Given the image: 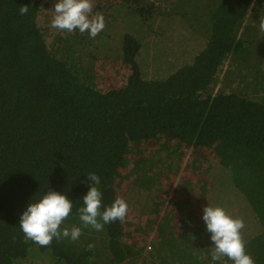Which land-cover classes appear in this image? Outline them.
<instances>
[{"label":"trees","instance_id":"obj_1","mask_svg":"<svg viewBox=\"0 0 264 264\" xmlns=\"http://www.w3.org/2000/svg\"><path fill=\"white\" fill-rule=\"evenodd\" d=\"M152 1H122L138 23L128 17L123 25L128 34L120 59L130 73L123 86L102 91L92 68L71 52L84 42L79 33L70 37L72 44H48L39 25L47 3L0 0V264H131L140 253L125 243L123 223L96 231L83 226L78 209L92 186L89 173L100 176L103 204L111 205L130 144L162 134L188 147L221 144L219 163L258 228L244 238L247 251L255 264H264V37L258 25L264 0L184 1L166 11ZM23 5L29 6L26 15L19 12ZM155 7L164 18L153 28L147 21ZM199 7L202 15L193 12ZM111 10L103 12L107 19ZM251 12L255 17L247 23ZM152 28L165 36L187 31L204 43L175 72L150 79L140 58ZM48 190L73 201L61 227H81L79 240L53 239L47 247L26 240L20 217ZM207 201L221 206L216 197ZM202 217L191 220L201 224L185 221L178 230L161 226L158 264L212 262L214 242ZM216 263L233 264L227 258Z\"/></svg>","mask_w":264,"mask_h":264},{"label":"rangeland","instance_id":"obj_2","mask_svg":"<svg viewBox=\"0 0 264 264\" xmlns=\"http://www.w3.org/2000/svg\"><path fill=\"white\" fill-rule=\"evenodd\" d=\"M43 2L48 5L41 12L39 25L45 30L48 44L60 47L72 44L70 37L79 33L84 42L76 43L71 52L81 65L92 68L96 87L106 91L123 86L130 73L129 66L121 60L124 37L128 34L123 31V25L128 22V17H132L129 20L133 23L136 22L137 16L133 10L125 3L111 8V19L104 16L108 28L91 38L88 33L81 34L78 30L69 33L52 28L53 7L58 0ZM93 4V14L108 12L109 15V10L103 9V0H93ZM259 11V16L264 15V8ZM251 36V39H255L256 33ZM146 39V48L140 60L150 79L169 76L183 63L190 61L204 43L201 36L196 39L187 31L169 33L168 36L153 32L146 34ZM220 86L221 82L217 89ZM127 158L129 163L126 166ZM220 160V143L205 148L188 147L177 138L162 134L155 139L130 144L120 169L121 175L116 180V198L123 197L129 205L128 215L123 222L125 243L140 253L131 264H158V234H161L159 229L163 226L159 223L178 222L172 223L178 225V230L180 225H188L185 221L201 218L206 204L213 206L212 201H207L213 197L219 199L216 203L229 210L228 213L243 218L244 238L257 232L258 228L248 209L239 205L229 174L219 163ZM33 264L42 263L35 260Z\"/></svg>","mask_w":264,"mask_h":264},{"label":"clouds","instance_id":"obj_3","mask_svg":"<svg viewBox=\"0 0 264 264\" xmlns=\"http://www.w3.org/2000/svg\"><path fill=\"white\" fill-rule=\"evenodd\" d=\"M160 1L162 0L152 2ZM93 8V0H58L53 7L51 27L69 33L78 30L81 34L88 33L91 38H95L105 29L106 20L101 13L93 14ZM28 11V5H23L19 9L20 15H26ZM259 30L264 33V15L259 19ZM87 178L92 182V186L82 198L83 206L78 209L83 226L102 231L106 224L117 220L125 222L129 211L126 199L117 197L111 205L105 207L103 193L97 187L101 183L100 176L89 173ZM72 209L73 201L66 193L48 190L40 199L29 203L20 217L19 226L26 240L42 247L50 246L53 239L57 241L69 239L75 242L81 237L82 228L75 225L71 229L61 227ZM202 218L214 242L211 250L212 262L208 264L223 262L225 258L231 260L233 264H255V259L247 251V242L243 237L245 229L243 218L231 215L221 206L210 204L204 207ZM94 247V243L88 245L89 250ZM199 258L205 259L203 256Z\"/></svg>","mask_w":264,"mask_h":264},{"label":"crops","instance_id":"obj_4","mask_svg":"<svg viewBox=\"0 0 264 264\" xmlns=\"http://www.w3.org/2000/svg\"><path fill=\"white\" fill-rule=\"evenodd\" d=\"M112 1H115V6H119V5L122 4V1L123 0H103V9L110 10L111 7L109 5H110V3ZM184 1L186 2V4H190L189 3L190 1L193 2V1H198V0H162L160 2H157L156 4L159 5V7H161L160 10L166 11L170 7L182 5ZM261 8H264V5ZM153 10H156L158 12L159 8H156V7L155 8H152V14L150 15V20L147 21V22H149V24H150L151 27L153 26V28H156V26L163 20L164 17L163 16L158 17L157 16V13L154 12ZM195 11L198 12L199 15H202L203 12H204V7H199L198 9L194 10L193 12H195ZM252 13L253 12H251L247 16V19H246L247 23H248V21L250 23L251 20L255 17V16H252ZM259 13H260V11L258 12V17H260L259 16ZM107 14H108V12H107ZM118 23H120V21ZM153 28H152V30H153ZM155 31L153 30L154 33H156ZM153 32H151V33H153ZM176 34H178V32ZM172 223H178V222L159 223V224L165 225V224H172ZM187 224H188V222H187ZM191 224H201V222H199V221H192ZM158 237L162 238L163 236L161 234H158Z\"/></svg>","mask_w":264,"mask_h":264},{"label":"built area","instance_id":"obj_5","mask_svg":"<svg viewBox=\"0 0 264 264\" xmlns=\"http://www.w3.org/2000/svg\"><path fill=\"white\" fill-rule=\"evenodd\" d=\"M210 264H218V263H210Z\"/></svg>","mask_w":264,"mask_h":264}]
</instances>
